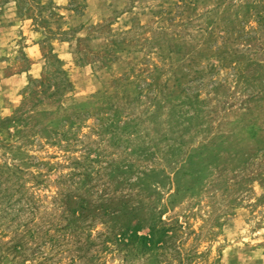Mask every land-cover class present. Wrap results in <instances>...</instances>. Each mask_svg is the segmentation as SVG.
Returning <instances> with one entry per match:
<instances>
[{
  "label": "rangeland",
  "instance_id": "374dc122",
  "mask_svg": "<svg viewBox=\"0 0 264 264\" xmlns=\"http://www.w3.org/2000/svg\"><path fill=\"white\" fill-rule=\"evenodd\" d=\"M0 264H264V0H0Z\"/></svg>",
  "mask_w": 264,
  "mask_h": 264
}]
</instances>
